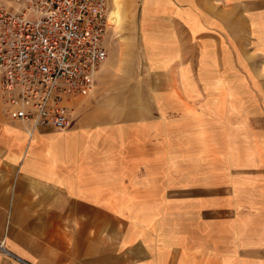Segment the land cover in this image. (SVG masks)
<instances>
[{
    "label": "crops",
    "instance_id": "crops-1",
    "mask_svg": "<svg viewBox=\"0 0 264 264\" xmlns=\"http://www.w3.org/2000/svg\"><path fill=\"white\" fill-rule=\"evenodd\" d=\"M107 4L108 57L94 92L71 100L66 128L30 134L11 119L0 74V264H264L205 258L203 230L182 210L184 190L199 186L173 165L187 137L173 111L190 93L237 76L240 61L251 81L264 76L248 54L260 46L264 64V0Z\"/></svg>",
    "mask_w": 264,
    "mask_h": 264
},
{
    "label": "rangeland",
    "instance_id": "rangeland-1",
    "mask_svg": "<svg viewBox=\"0 0 264 264\" xmlns=\"http://www.w3.org/2000/svg\"><path fill=\"white\" fill-rule=\"evenodd\" d=\"M116 23V17L109 18V26ZM251 49L252 68L264 70L260 46ZM123 63L125 69L148 68L142 61ZM243 66L238 62L237 76L217 78L214 90L190 93L173 111L186 122L187 135L174 142L173 165L188 170L191 183L199 186L184 190L182 210L190 227L203 230L205 258L221 262L264 260V76L251 81L239 70ZM221 68H228V59Z\"/></svg>",
    "mask_w": 264,
    "mask_h": 264
},
{
    "label": "built area",
    "instance_id": "built-area-1",
    "mask_svg": "<svg viewBox=\"0 0 264 264\" xmlns=\"http://www.w3.org/2000/svg\"><path fill=\"white\" fill-rule=\"evenodd\" d=\"M107 0L0 4L1 92L7 115L35 130L70 124V102L94 92L108 57ZM3 247V243H0Z\"/></svg>",
    "mask_w": 264,
    "mask_h": 264
}]
</instances>
